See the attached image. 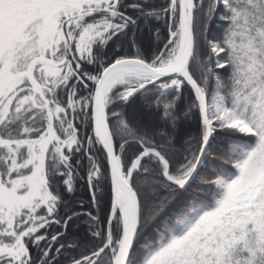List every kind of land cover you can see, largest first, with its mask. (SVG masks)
<instances>
[{
	"label": "snow or ice",
	"instance_id": "obj_1",
	"mask_svg": "<svg viewBox=\"0 0 264 264\" xmlns=\"http://www.w3.org/2000/svg\"><path fill=\"white\" fill-rule=\"evenodd\" d=\"M77 220L69 264H264V0H0V264H61Z\"/></svg>",
	"mask_w": 264,
	"mask_h": 264
},
{
	"label": "trees",
	"instance_id": "obj_2",
	"mask_svg": "<svg viewBox=\"0 0 264 264\" xmlns=\"http://www.w3.org/2000/svg\"><path fill=\"white\" fill-rule=\"evenodd\" d=\"M156 2H162V0H156ZM219 18L213 20V22L209 25V33L211 36L216 37V31L219 27ZM142 47H144L146 50L153 47V41L152 37L149 33L145 32L142 36ZM109 52H111V49H109ZM124 52L128 55H132L135 52V49H129L125 46ZM221 71V70H218ZM181 108H183V105H181ZM140 105L139 103L132 105L128 108V114L131 117L135 113H140ZM151 125L154 127H159V121L156 120L154 117L150 121ZM199 129V123L197 118H193L191 120L184 121L179 128V137L178 140L183 139L186 136L192 135L196 136L198 134ZM195 147V145L193 146ZM212 149L211 156L209 157V160L211 162V165L217 167V168H230L231 165L227 163L228 160V151L226 149V139L224 134H218L216 136L215 141L212 143ZM136 151V146L133 145L131 148H129V155ZM212 177V173L205 170V172L201 176V180H207ZM204 185L201 184V188ZM197 194H200V188H197L196 190ZM106 199L105 198V205H106ZM181 197L178 196L176 200H180ZM84 202V210L93 211L95 214V210L91 207L90 201H89V192L87 189V186L83 183V181L79 182L78 191L76 192L75 196L67 197L68 206L72 208L78 209V202L79 201ZM176 200H174L170 207L175 208ZM104 213H101V216L103 218ZM79 225V227H77ZM57 227H53L50 229V232L55 233L59 231ZM71 241H75L80 246L74 250H72L70 253L65 252L63 255L59 257V260L61 261V264H67L69 263L66 257L70 254L73 256H79L81 253L87 254V248L95 246V244H98L99 241H93L90 237L86 235V226L81 223V221L77 220L75 224H72L69 226L68 234L61 239V243H69ZM35 255V253H34Z\"/></svg>",
	"mask_w": 264,
	"mask_h": 264
},
{
	"label": "rangeland",
	"instance_id": "obj_3",
	"mask_svg": "<svg viewBox=\"0 0 264 264\" xmlns=\"http://www.w3.org/2000/svg\"><path fill=\"white\" fill-rule=\"evenodd\" d=\"M225 27H226L225 22L221 18H219V27L216 31V38L220 37V35H221V33Z\"/></svg>",
	"mask_w": 264,
	"mask_h": 264
},
{
	"label": "water",
	"instance_id": "obj_4",
	"mask_svg": "<svg viewBox=\"0 0 264 264\" xmlns=\"http://www.w3.org/2000/svg\"><path fill=\"white\" fill-rule=\"evenodd\" d=\"M67 264H69V263H67Z\"/></svg>",
	"mask_w": 264,
	"mask_h": 264
}]
</instances>
